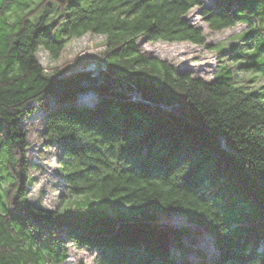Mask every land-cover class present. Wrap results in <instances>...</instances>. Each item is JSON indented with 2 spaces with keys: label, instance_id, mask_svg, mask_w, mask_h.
Masks as SVG:
<instances>
[{
  "label": "trees",
  "instance_id": "obj_1",
  "mask_svg": "<svg viewBox=\"0 0 264 264\" xmlns=\"http://www.w3.org/2000/svg\"><path fill=\"white\" fill-rule=\"evenodd\" d=\"M214 1L0 0V264H65L71 245L96 264H264V93L244 89L258 79L221 65L208 81L139 51L141 38L212 48L197 8L216 31L247 24L254 48L264 0ZM87 33L107 36L106 65L50 74L40 49L59 58ZM258 55L232 56L260 71ZM38 110L67 208L29 199ZM159 214L185 217L217 253Z\"/></svg>",
  "mask_w": 264,
  "mask_h": 264
},
{
  "label": "rangeland",
  "instance_id": "obj_2",
  "mask_svg": "<svg viewBox=\"0 0 264 264\" xmlns=\"http://www.w3.org/2000/svg\"><path fill=\"white\" fill-rule=\"evenodd\" d=\"M208 5L215 4L214 0H206ZM194 23L204 28L208 43L212 48L199 46L192 42H167L163 40L149 41L146 38L139 40V51L150 56L159 57L173 64L178 71L189 70L196 77H203L208 81L213 80L215 74L222 67L233 69L236 78L245 82L250 78H257L251 87L246 90L264 93V37L257 36V44L254 48L246 46L250 40H245L243 33L248 30L247 24H238L235 27L216 31L206 24L200 15V9H194L188 16ZM107 36L97 33H87L82 37L72 39L63 50L59 58H54L49 51L41 48L39 59L50 74H64L81 69H94L105 66ZM258 48V49H257ZM257 49V50H256ZM218 52H217V51ZM252 52L258 54L255 61L260 64V71L247 68L252 62L246 58H233L236 52ZM221 54H220V53ZM246 69V70H245ZM245 85V84H243ZM91 98V94L84 96ZM264 103V97H262ZM40 110L30 115L29 127V151L32 160L30 170L29 199L49 209L67 208L75 200L68 197L63 186L61 173L59 171V160L61 151L55 141L49 140L44 133V123L39 119ZM160 223L170 225L174 228L189 229L191 237L183 240L193 248L203 250L208 257L217 253L213 237L190 223L182 215H158ZM192 257L198 258L196 254ZM65 264H96L95 254L87 248H79L76 245L70 247V258Z\"/></svg>",
  "mask_w": 264,
  "mask_h": 264
}]
</instances>
